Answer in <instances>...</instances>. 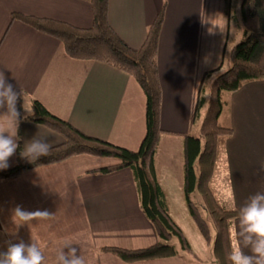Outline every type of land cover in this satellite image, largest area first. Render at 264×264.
<instances>
[{
    "label": "crops",
    "instance_id": "obj_1",
    "mask_svg": "<svg viewBox=\"0 0 264 264\" xmlns=\"http://www.w3.org/2000/svg\"><path fill=\"white\" fill-rule=\"evenodd\" d=\"M168 1L109 0L108 20L127 44L138 48L165 5L157 55L162 89L160 126L173 133L159 136L154 168L169 214L190 248L189 253L180 252L191 259L180 253L125 262L111 252L100 251L104 246L146 248L157 238L140 211L131 170L100 173L94 170L112 160L86 155L44 165L12 179H0L1 252L6 251L9 242L29 244L33 239L43 251L45 264H54L56 252L65 241L80 250L86 264L210 263V246L187 209L181 134L194 133L200 115H204L194 118L199 88L204 73L221 63L229 16L226 14L227 26L213 32L203 31L202 26L192 27L194 18L188 14L172 41L175 52L174 60H170V54L162 49ZM217 1L222 3L220 11L224 15L225 0ZM12 12L89 27L90 0H0V72L15 91H23L27 107L35 99L81 132L137 150L145 133V97L135 79L107 64L69 57L61 41L11 20ZM180 16L176 9L175 18ZM23 102L21 97V107ZM22 112L25 116L23 107ZM231 116L233 134L225 143V153L233 205L239 210L253 195L264 194V174H258L264 164V79L248 82L233 92ZM20 129L22 148L32 138L44 139L50 147L63 141L58 133L28 120L20 123ZM15 155L9 158L8 168L13 166ZM17 205L28 211L47 210L53 217L19 225V221L12 220V209ZM237 224L238 218L233 230Z\"/></svg>",
    "mask_w": 264,
    "mask_h": 264
},
{
    "label": "trees",
    "instance_id": "obj_2",
    "mask_svg": "<svg viewBox=\"0 0 264 264\" xmlns=\"http://www.w3.org/2000/svg\"><path fill=\"white\" fill-rule=\"evenodd\" d=\"M90 3L92 24L89 27L74 26L65 21L21 12H12L11 20H18L61 41L66 54L71 58L101 62L135 79L145 97V133L138 149L129 150L105 139L87 135L51 113L35 99L31 102V115L24 119L20 98L17 101L20 123L28 120L42 125L60 134L63 141L51 146L48 156L30 163L21 156L23 148L19 123V147L14 164L8 169L0 170V179H12L24 172L78 155L111 159V164L94 171L107 174L123 168L131 170L140 211L153 227L157 241L141 249L104 246L100 251L111 252L125 262L168 258L178 255L180 251L189 253L190 248L183 233L169 214L154 168L159 136L170 132L160 126L162 89L157 65L165 5L149 25L141 46L134 48L109 23V0H90ZM240 13L243 36L230 50V68L212 80L208 98L201 96L202 87L199 88L194 118H199L201 106L206 104L207 107L200 126V138L181 134L183 187L187 209L210 246V259H215L219 264H230L227 254L233 239V223L239 212L234 205L227 206L217 200L210 184L217 158L222 156L224 159L225 143L233 134L230 126H221L219 123L224 110L221 94L235 92L248 82L264 79V0H242ZM210 72L206 71L203 79ZM194 193L197 194L195 201L192 196Z\"/></svg>",
    "mask_w": 264,
    "mask_h": 264
},
{
    "label": "clouds",
    "instance_id": "obj_3",
    "mask_svg": "<svg viewBox=\"0 0 264 264\" xmlns=\"http://www.w3.org/2000/svg\"><path fill=\"white\" fill-rule=\"evenodd\" d=\"M22 97L24 119L31 115L30 109L25 106L24 93L14 90L13 85L0 72V170L9 167L8 160L19 147L18 127L20 112L17 110V101ZM7 133V135H5ZM50 145L44 139L32 138L21 151V156L30 163L50 154ZM258 174H264V164L258 169ZM53 214L47 210L28 211L17 205L12 209L13 222L19 225L30 224L34 220H47ZM233 239L227 260L230 264H264V194L257 193L239 209L238 224L233 230ZM71 241H65L62 248L56 252L54 264H86L84 256ZM64 249H67L65 251ZM244 249H248L246 253ZM0 264H45V257L40 246L32 239L25 244L8 243L6 251L0 252Z\"/></svg>",
    "mask_w": 264,
    "mask_h": 264
},
{
    "label": "rangeland",
    "instance_id": "obj_4",
    "mask_svg": "<svg viewBox=\"0 0 264 264\" xmlns=\"http://www.w3.org/2000/svg\"><path fill=\"white\" fill-rule=\"evenodd\" d=\"M168 2L169 3H167L166 9L169 12V14H168L167 25L164 29V34L162 37V49L164 48V51H167L170 54V58H169L170 60H174L173 54L175 52L174 50L175 47L172 41L176 36V33L179 31V29L183 28V24H182L183 18H187V16L191 15L194 18V23L192 24V27L202 26L203 31L207 29L208 31L217 32L218 30L216 29L217 27L227 26L226 14H228L229 16L228 36L221 50V53L223 51L220 61L221 63L217 65L215 70H212L208 75H206L201 82V87H202L201 96L203 97L205 96V94L206 96H209V90L212 80L217 75L225 72L230 68L231 66L230 50L232 46L238 43L243 36V32H242L243 27L241 22V13H240V6L242 0H225L224 10H223L224 15L220 11V5L222 3L218 2L217 0H193V1L169 0ZM176 9L180 11L182 16L175 18ZM206 13H208V15ZM216 54L214 52L215 57L217 56ZM232 96H233V92H223L221 94V100L223 102L224 110L219 119V123L221 126H230L231 128H232L231 126L232 122L230 123V121H232V116H231ZM25 106L27 107L26 103ZM27 108L30 109L32 113V107L29 106ZM206 108L207 107H205V105L203 107L201 106L199 108L200 114L201 113L203 114ZM203 117L202 115H200L198 128L197 130H195L194 133L192 132V134H195L194 136H197L198 138H200V126ZM169 131L173 132L172 130ZM224 159H222V156L217 158L210 184L217 200H219L220 202L222 201L227 206H233V195L231 190V181L229 177L230 174H228V166H227V159L225 152H224ZM192 196H193V200L195 201L197 194L194 193L192 194ZM213 238H214V232L212 230V240ZM180 253L181 252H179L177 256H180L179 255ZM181 254L187 259L190 257V256L188 257V255L186 254L183 253ZM209 264H219V263L218 261L213 259L210 260Z\"/></svg>",
    "mask_w": 264,
    "mask_h": 264
}]
</instances>
